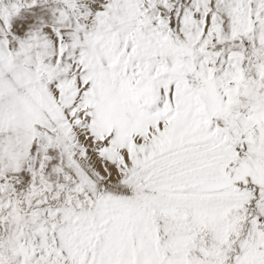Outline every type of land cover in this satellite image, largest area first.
Segmentation results:
<instances>
[{"label":"snow or ice","instance_id":"snow-or-ice-1","mask_svg":"<svg viewBox=\"0 0 264 264\" xmlns=\"http://www.w3.org/2000/svg\"><path fill=\"white\" fill-rule=\"evenodd\" d=\"M0 264H264V0H0Z\"/></svg>","mask_w":264,"mask_h":264}]
</instances>
